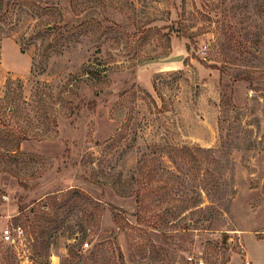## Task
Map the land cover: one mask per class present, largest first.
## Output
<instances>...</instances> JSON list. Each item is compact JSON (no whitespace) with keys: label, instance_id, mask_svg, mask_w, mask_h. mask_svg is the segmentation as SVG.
Segmentation results:
<instances>
[{"label":"rangeland","instance_id":"1","mask_svg":"<svg viewBox=\"0 0 264 264\" xmlns=\"http://www.w3.org/2000/svg\"><path fill=\"white\" fill-rule=\"evenodd\" d=\"M47 2L0 0V264H264V0Z\"/></svg>","mask_w":264,"mask_h":264},{"label":"built area","instance_id":"2","mask_svg":"<svg viewBox=\"0 0 264 264\" xmlns=\"http://www.w3.org/2000/svg\"><path fill=\"white\" fill-rule=\"evenodd\" d=\"M2 62L3 61L0 57V66ZM23 233L24 230L21 226H18L15 229H11L10 227H8L3 231L2 238L6 243H14L17 240V237H21ZM86 246H88V243L86 244Z\"/></svg>","mask_w":264,"mask_h":264},{"label":"trees","instance_id":"3","mask_svg":"<svg viewBox=\"0 0 264 264\" xmlns=\"http://www.w3.org/2000/svg\"><path fill=\"white\" fill-rule=\"evenodd\" d=\"M49 1H51V0H48V2H47V4H49ZM55 2V1H54ZM8 14H9V11H6V13L5 14H3V15H1L2 17H1V20H3V21H5V20H7L10 16H8ZM69 24L70 23H67V27H69ZM49 25H51V23H46V24H44V27H43V30H42V32L44 33V35H43V37H46V36H50L51 34H52V31L53 30H51V29H48L49 27ZM65 27H66V24H65ZM55 28V27H54ZM25 48L24 47H21V51L22 52H25ZM44 208H46V206L44 207ZM25 208H21V211H23ZM47 220H49L50 222H53V219H49V218H46ZM49 221H47L46 222V224H44V225H39V227L41 226V228H43V232H45V229H47L48 228V224H50L49 223Z\"/></svg>","mask_w":264,"mask_h":264},{"label":"water","instance_id":"4","mask_svg":"<svg viewBox=\"0 0 264 264\" xmlns=\"http://www.w3.org/2000/svg\"><path fill=\"white\" fill-rule=\"evenodd\" d=\"M182 57L181 56H176V57H172V58H170V59H167L166 61L167 62H172V61H177V60H179V59H181Z\"/></svg>","mask_w":264,"mask_h":264}]
</instances>
